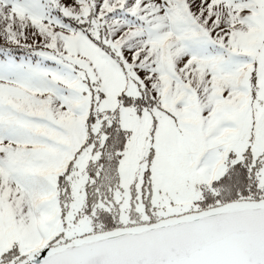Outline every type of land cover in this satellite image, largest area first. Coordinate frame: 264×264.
<instances>
[{"label": "snow or ice", "instance_id": "obj_1", "mask_svg": "<svg viewBox=\"0 0 264 264\" xmlns=\"http://www.w3.org/2000/svg\"><path fill=\"white\" fill-rule=\"evenodd\" d=\"M0 264H264V0H0Z\"/></svg>", "mask_w": 264, "mask_h": 264}]
</instances>
